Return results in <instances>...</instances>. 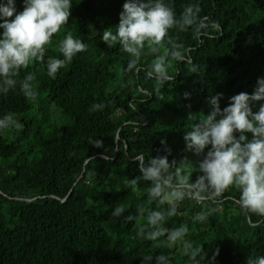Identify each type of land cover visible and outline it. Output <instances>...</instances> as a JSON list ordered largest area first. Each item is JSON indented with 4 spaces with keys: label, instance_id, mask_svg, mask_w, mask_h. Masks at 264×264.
I'll list each match as a JSON object with an SVG mask.
<instances>
[{
    "label": "trees",
    "instance_id": "trees-1",
    "mask_svg": "<svg viewBox=\"0 0 264 264\" xmlns=\"http://www.w3.org/2000/svg\"><path fill=\"white\" fill-rule=\"evenodd\" d=\"M124 2L72 0L71 16L46 45L45 60L63 58L58 44L69 32L87 49L55 79L45 61H32L14 86L0 84L7 89L0 91V119L22 125L0 130V264H142L148 254L153 259L145 264H209L217 248L215 264H248L264 255V217L240 208L237 189L229 187L218 204L187 194L173 200L171 188L152 197L154 184L142 178L136 159L167 156L171 166L163 175L173 184L189 171L190 182L202 174L204 153L189 149L184 137L210 111L211 96L223 94V110L231 96L252 94L264 77V0H170L177 15L185 4L199 3L200 15L217 20L221 31L194 38L170 29L190 61H172V79L159 88L147 72L167 42L157 53L146 46L128 68L132 57L101 39L106 29L115 31ZM16 7L22 10V0ZM28 73L35 77V99L20 89ZM261 103H253V111ZM117 205L125 210L114 217ZM154 211L164 213L160 226L169 231L186 226L183 239L138 236ZM200 212L203 219L196 218ZM187 245L201 246L207 256L190 259Z\"/></svg>",
    "mask_w": 264,
    "mask_h": 264
},
{
    "label": "clouds",
    "instance_id": "clouds-1",
    "mask_svg": "<svg viewBox=\"0 0 264 264\" xmlns=\"http://www.w3.org/2000/svg\"><path fill=\"white\" fill-rule=\"evenodd\" d=\"M72 0H22V10L18 11L16 0H0V84L14 86L15 76L21 68L27 67L32 61H45L47 75L55 79L57 72L70 62L77 54L84 52L88 45L70 32L59 41L58 49L61 58L48 56L45 60L46 45L51 42L53 34L65 25L71 16ZM199 3H187L177 15L170 0H125L119 14V23L115 31L106 29L101 36L109 47L119 44L122 50L132 59L128 68H132L147 46L152 53L160 51L162 44L167 42L170 47L157 55L147 72L149 78L155 76L156 86L165 80H171L168 70L172 61L189 60L188 48L181 42H174L169 35L170 29L181 32L191 31L194 38L210 35L221 31L220 23L207 16L200 15ZM170 57V59H166ZM32 73L24 77L20 89L25 97L35 99L37 92L32 81ZM258 87L252 94L240 92L229 98L226 107L221 110L218 103L223 94L211 96L208 100L210 111L198 117L199 122L192 126L184 139L189 149H194L197 155L204 153L199 162L198 171L202 173L195 182L189 181L187 175L179 177V182L172 183V177L163 173L170 168L167 156L149 158L137 156L138 168L144 180H150L154 186L149 189L152 197L161 196L164 188H171L173 200H183L187 194L197 203L209 201L218 204L223 193L229 188L239 192L237 203L249 214L264 217V103L253 111L252 104L264 101V77L257 80ZM0 88V91H6ZM22 125L10 116L0 119V130L19 129ZM251 134V138L249 135ZM97 145L100 143L96 142ZM161 143H164L161 140ZM205 149H207L205 153ZM190 169V165L187 166ZM130 183L135 184L133 180ZM164 203V199H161ZM124 207L117 205L113 216L119 217ZM215 209H209L214 211ZM173 207L168 215H174ZM204 212L197 214V219H203ZM135 219L132 215L128 221ZM164 213L154 211L147 217V225L137 230L138 236L146 240H156L167 233V241L175 243L182 240L188 229L181 225L169 231L160 226ZM152 229L145 232V228ZM190 259L202 252L201 246H186ZM219 248L209 257V264H215ZM142 264L153 259L151 254L142 258ZM157 261L163 256L155 257ZM248 264H264V255L249 258Z\"/></svg>",
    "mask_w": 264,
    "mask_h": 264
}]
</instances>
